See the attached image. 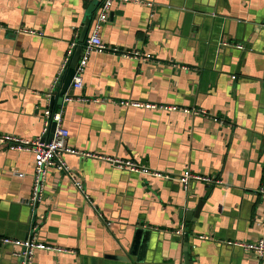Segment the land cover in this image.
Here are the masks:
<instances>
[{"label": "crops", "instance_id": "0c3cea01", "mask_svg": "<svg viewBox=\"0 0 264 264\" xmlns=\"http://www.w3.org/2000/svg\"><path fill=\"white\" fill-rule=\"evenodd\" d=\"M138 1L115 4L101 36L110 48L153 60L95 53L83 89L68 91L88 102L58 106L70 44L80 39L87 14L95 20L97 0H0V133L35 139L44 131L45 111L63 109L70 148L169 177L65 155L107 227L54 169L42 201L31 206L34 155L0 146V237L25 240L35 226L39 242L67 251H37L34 264H125L115 257L124 256L138 229L151 232L144 264H259L233 243L264 238L258 225L264 216V0ZM223 41L245 49L221 47ZM193 108L221 123L183 111ZM187 169L221 185L193 183L185 191L179 177ZM199 205V216L188 222L186 213ZM190 224L186 259L175 232L185 226L186 233ZM15 252L0 245V264H18Z\"/></svg>", "mask_w": 264, "mask_h": 264}, {"label": "built area", "instance_id": "2783aa9c", "mask_svg": "<svg viewBox=\"0 0 264 264\" xmlns=\"http://www.w3.org/2000/svg\"><path fill=\"white\" fill-rule=\"evenodd\" d=\"M96 1V0H91ZM100 2L98 14L92 24V29L89 38L86 40L83 46L82 57L79 62V66L76 70L75 77L73 79L71 89L73 91H81L84 87V74L89 65L90 59L93 54H105L112 53L113 55H120L125 59H133L140 62H150L153 60V56L151 54H143L139 51H123L119 48H110L108 47L101 36V31L103 27L108 23L110 18V13L112 8L117 3L129 4V3H139L138 0H97ZM149 7L154 5L149 4ZM154 15H152V18ZM23 33H27L29 35H41L33 30L22 31ZM79 46V36L77 35L74 41L70 44L69 51L67 54V58L62 66L61 74L62 76L68 69L71 58L73 57L76 49ZM221 47L225 48H234L238 50H244L245 47L243 45L234 44L228 41H223L220 44ZM71 102H88L86 99L78 98L74 95L66 94L64 98V103ZM122 106L124 107H132V108H147V109H161L165 111H176L175 107H155L153 105H145L142 103L136 102H122ZM186 114L194 117H203L207 119L213 120L215 123H221V120L209 113L207 110L203 109H185L183 110ZM45 117V128L40 137H37L32 140L19 138L17 136L1 134L0 133V146L8 148L13 151L27 152L32 153L35 158L34 165V188L33 195L31 200L29 201L31 206H37L43 199L44 194V181L50 170H57L59 173L66 175L75 189L83 195L84 200L90 204V206L94 209L95 213L98 217L103 221L104 225L110 227V223L104 221V216L98 213L95 205L91 201L90 197L85 193L84 186L82 182H79L76 175L72 172L70 166L64 160L65 155H72L82 158H95L100 159L102 161H106L111 164L112 167L126 171L128 173L138 174V175H148L153 177H163L169 178L167 175H163L161 173L151 171L148 167L139 165L134 161H125L119 158H104L99 157L97 155L78 151L76 149H72L68 146L69 139V131L63 126V109L60 111H53L51 109H47L44 113ZM56 123V130L52 140L46 139L47 134L50 132L52 124ZM23 177V175H20ZM179 183L183 187L185 191L189 189V187L193 183L205 184L207 186H217L221 185L219 180L214 179L213 177L202 176L192 172L191 169H187L184 171L179 177ZM259 194L261 198L264 200V188L259 190ZM258 225L264 230V216ZM32 235L25 240L9 238V237H0V245L1 246H11L16 249L14 256L18 259V264H34V257L37 251H55L64 253L67 252L63 249H59L53 246H48L44 243L39 242L36 237V227L32 229ZM186 227L183 226L178 229L175 234L182 238L185 235ZM234 246L244 249L247 252L254 253L259 260V264H264V238L260 239L256 243H233Z\"/></svg>", "mask_w": 264, "mask_h": 264}, {"label": "water", "instance_id": "95a60500", "mask_svg": "<svg viewBox=\"0 0 264 264\" xmlns=\"http://www.w3.org/2000/svg\"><path fill=\"white\" fill-rule=\"evenodd\" d=\"M97 6L99 7L100 2L97 1ZM94 14L90 13L86 15L85 18V22H84V29L81 33V37L79 39V46L75 51V54L71 60L70 66L68 68V70L66 71V73L62 76V79L60 80L62 85H61V92H60V99L58 101V106H63L64 105V98L65 95L68 93L73 79L75 77L76 74V70L79 66V62L80 59L82 57V52H83V46L86 42V40L88 39V35H89V29L92 23V20H94ZM52 104L55 103V99L52 98ZM56 130V123L52 124L51 130H50V135L48 137V140H52L54 133ZM200 210H202V206L199 205L197 212H195L194 214L191 212H187L186 216H187V221L191 222L189 217L194 215L195 217L199 216V213L201 212ZM37 216V215H36ZM194 221H197L196 219ZM33 225H35L33 223ZM192 224H190L189 229L187 230V232L185 233V235L182 238H179L184 244V252H185V258L187 259V256L189 255V238L191 235V228H192ZM34 226L31 227V229H33ZM135 235V241L132 243L131 247H125L123 249L124 251V256H118L115 257V260L123 262L125 264H144L145 260H146V256L149 250V244H148V239L151 235L150 231H145V235L143 234L144 231L142 229H138ZM142 235H144V237L142 238ZM145 243V244H144ZM134 258H136V260H133ZM186 264V263H185Z\"/></svg>", "mask_w": 264, "mask_h": 264}]
</instances>
